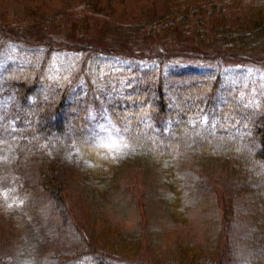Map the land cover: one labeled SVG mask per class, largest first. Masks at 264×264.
Here are the masks:
<instances>
[{
	"label": "trees",
	"instance_id": "obj_1",
	"mask_svg": "<svg viewBox=\"0 0 264 264\" xmlns=\"http://www.w3.org/2000/svg\"><path fill=\"white\" fill-rule=\"evenodd\" d=\"M160 1L162 14L140 24L139 30L158 37L164 27L183 29L190 49L158 46L133 52L93 42L61 44L49 28L44 30L48 39L27 45L20 34L0 26L1 43L19 42L30 49L25 52L28 59L0 67V134L12 124L9 138L17 144L13 150L7 144L0 148L12 154L11 169L25 195L16 210H0V264L19 259L14 253L24 243L27 248L37 233L35 203L70 202L60 171L77 166L86 187L109 190L119 187L116 177L126 164L159 171V198L176 225L187 219L184 200L187 205L200 203L217 178L226 181L224 187L232 186L230 195L225 188L213 189L220 234L212 252L192 242L157 251L148 228L128 247L125 239L101 246L104 232L95 231L89 221L85 229L78 228L77 238L64 242H57L60 234L48 233L54 240L49 251L58 259L54 264H223L221 256L229 245L223 238L229 241L232 220L245 214L249 225L241 227L249 229L242 234L255 247L256 263L263 264L264 90L241 82L236 70H230L257 64L253 54L264 48V0ZM71 9L73 20L93 17L114 23L86 5ZM63 49L79 59L72 77L57 85L49 66L53 53ZM105 130L127 145L123 157L103 150L100 136ZM67 146L71 150L66 154ZM69 204L62 209L65 216ZM57 222L53 226L59 229ZM144 241L146 259L140 256Z\"/></svg>",
	"mask_w": 264,
	"mask_h": 264
},
{
	"label": "rangeland",
	"instance_id": "obj_2",
	"mask_svg": "<svg viewBox=\"0 0 264 264\" xmlns=\"http://www.w3.org/2000/svg\"><path fill=\"white\" fill-rule=\"evenodd\" d=\"M78 4L86 5L91 10L109 16L114 23L104 18L93 17H85L82 22L77 21L76 18L73 20L74 13L71 8ZM162 10L160 0H0V21H3L0 22V26L20 34L28 41L27 45L29 42L37 44L48 39L44 30L49 28L54 34L56 33L61 44L70 41H78V44L93 42L98 46L133 52H147L159 47L169 50L190 49L191 41L183 29L178 30L174 27L170 30L164 27L160 30L158 37L146 35L147 32L139 30L140 24L152 22L162 14ZM75 21L77 23L72 24ZM10 22L16 25L15 28L12 24H8ZM23 46L25 47V44ZM23 46L19 42L4 40L0 44V67L6 62L13 63L28 59L29 56L27 57L25 52L30 49H23ZM263 49L256 48L253 54L257 64L234 65L230 70L231 72L236 70L235 73L240 76L241 82H252L262 90H264V62L261 61L264 58ZM52 57V64L49 66L52 81L55 84L68 81L77 67L79 58L64 49L55 51ZM2 105L3 102L0 100V106ZM11 125L6 126L5 132L0 134V141L7 144L6 148L13 150L17 144L9 138ZM100 144L103 150L116 157H123L128 152L127 145L110 130L102 133ZM2 147L4 146L0 148V210L9 212L20 206L21 198L25 195L20 191V180L17 174L11 169L12 154L3 152L5 148ZM70 150L71 148L67 146L66 154ZM66 156L64 154V158ZM59 164L64 163L59 161ZM76 168L77 166L69 165L68 169L60 171L67 187L65 192L71 196L70 204L67 203L70 218L68 215L65 216L62 210L66 203L44 202L39 206L35 203L37 233L31 236L29 242L27 241L29 244L27 248L24 243L23 247L14 253L16 257L19 255V259L14 258L18 264H54L58 259H54L49 251V244L54 243V240L50 239L48 233L60 234L61 239L57 242H64L70 236L77 238L78 228L85 229L89 221L90 227L93 226L95 231L104 232V238L99 241L101 246L114 241L123 243L124 239L127 241L126 245L133 243L137 233L142 231L145 234V229L148 228L152 235V245L157 248V251H171L176 243L192 242L197 246L204 245L206 250L212 252L220 234L219 219L214 206L216 190L213 189L225 188L229 195L235 191L231 190L232 186H228L229 184L225 187L222 185V183L227 184L224 179L217 178L216 183L202 194L203 199L200 203L187 205L184 200L183 205L188 208L187 219L184 223L176 225L168 218L165 204L159 198L162 186L157 169L150 168L145 171L139 164H126L122 166L120 174L116 177L118 182H115L119 184V187L116 184V188L112 186L109 190H93L86 187L84 181L82 183L79 180L82 174ZM67 174H73V176L69 178ZM78 180L80 187L77 186ZM211 182H215L214 178ZM220 213L222 215L223 212L220 211ZM3 215L0 214L2 223ZM219 217L223 222L222 216L219 215ZM57 220H60L59 229L53 226V224L58 225ZM249 220L246 214L240 219L235 217L232 220L234 232L229 241L227 237L223 238L225 244L229 243L226 253L221 256L223 264H231L230 259L233 264H257V260L254 259L255 247L247 241L248 236L242 234V231L249 227H241V223L249 225ZM251 220H253L252 214ZM145 244L144 241L140 256L146 259ZM30 255L31 258H29ZM16 261L13 264H16Z\"/></svg>",
	"mask_w": 264,
	"mask_h": 264
},
{
	"label": "clouds",
	"instance_id": "obj_3",
	"mask_svg": "<svg viewBox=\"0 0 264 264\" xmlns=\"http://www.w3.org/2000/svg\"><path fill=\"white\" fill-rule=\"evenodd\" d=\"M3 143H4L3 141H0V145H3Z\"/></svg>",
	"mask_w": 264,
	"mask_h": 264
}]
</instances>
